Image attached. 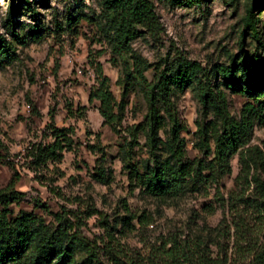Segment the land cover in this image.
I'll return each mask as SVG.
<instances>
[{
    "label": "rangeland",
    "instance_id": "1",
    "mask_svg": "<svg viewBox=\"0 0 264 264\" xmlns=\"http://www.w3.org/2000/svg\"><path fill=\"white\" fill-rule=\"evenodd\" d=\"M102 1L30 0L29 7L21 0H0V36L9 48L0 55V193L12 199L9 217L33 213L52 229L61 225L57 215L81 223L82 234L96 245L104 264L109 263L108 249L117 244L128 259L149 264L154 251L170 239L201 241L212 257L247 264L246 242L264 239V214L254 200L260 191L253 180L255 175L264 181V46L244 24L254 0H199L191 5L152 0L160 30L131 42L152 64L148 79L158 67L169 70L183 60L196 62L211 71L230 115L251 122L248 143L228 158L230 172L201 179L176 197L152 195L137 184L134 173L129 175L134 167L142 172L153 162L140 90L131 83L123 118L116 124L104 123L99 102H89L95 84L92 59L101 63L117 102L122 92L119 58L106 37ZM12 5L17 6L14 15ZM255 13L264 43V2ZM219 65L236 68L235 78L218 73ZM171 99L182 125L184 158L206 164L212 154L202 147L198 123H219L221 132L219 117L201 102L194 81L174 88ZM160 114L165 117L158 130L163 142L154 152L166 159L170 124L163 110ZM137 124L145 127L134 138L129 128ZM57 136L64 145L61 161L39 171L29 166L27 151L33 145L45 147ZM248 148L247 159L258 156L255 163L248 159L249 184L240 159ZM210 172L204 165L200 175ZM17 173L14 190L21 195L16 199L9 185ZM75 231L73 227L70 233ZM76 259L92 264L85 249H77Z\"/></svg>",
    "mask_w": 264,
    "mask_h": 264
},
{
    "label": "trees",
    "instance_id": "2",
    "mask_svg": "<svg viewBox=\"0 0 264 264\" xmlns=\"http://www.w3.org/2000/svg\"><path fill=\"white\" fill-rule=\"evenodd\" d=\"M29 7H32L30 0H21ZM193 4L199 0H180ZM264 0H254V3L247 9L244 17V24L250 28L254 38L264 46L261 41L256 26L257 14L255 10ZM102 8L106 20L105 33L110 43L112 51L118 56L121 68L119 83L122 85L120 101H116L109 86V78L103 73L100 62L91 60L92 69L95 76V84L92 85L89 102L94 100L99 102L98 111L104 123H120L124 108L128 104L131 93V83L135 85L146 103V126L149 132L148 144L151 148L153 162L148 161L142 172L135 167L129 172L134 177L137 184L143 186L145 190L156 196L176 197L183 193L190 185H196L201 179L220 178L230 172L228 158L239 147L248 143L250 138L251 122L249 118L235 120L227 108V100L224 92L214 84L211 71L202 67L196 62L183 60L177 63L172 69H155L153 78L150 80L146 72L152 67L143 57L137 54L131 47V42L141 36L144 32L150 34L158 33L160 21L156 14L152 0H103ZM35 12V10H32ZM17 12V6L12 5L11 14ZM9 52L6 40L0 36V55ZM218 73L235 78L236 68L219 65L216 66ZM197 85L198 94L204 105H210L220 119V132L218 124H199L198 129L202 137V147L206 149L207 155L211 159L204 164L198 161L184 158V152L179 138L182 125L171 99L174 88L183 89L190 82ZM163 110L170 124V139L165 143L170 152L169 157L161 159L154 151L158 149V144L162 143L158 137V130L165 123V117L161 116ZM142 124L131 126L129 131L134 138L137 132L142 129ZM128 128V127H127ZM214 143V147L211 146ZM64 145L60 136L47 146L33 145L27 151L26 159L29 166L35 170H42L52 162L56 164L61 161ZM241 152L240 159L247 167L244 179L249 184L248 174L250 163L258 161V156L247 159L245 151ZM209 158V156L207 157ZM210 169L207 176L200 175L202 166ZM102 175V169H98ZM200 179H196L197 177ZM103 176V175H102ZM19 173L12 179L9 189H12L13 198H19L20 192L14 190L16 182L19 180ZM253 180L257 183L260 196L256 200V207L259 214H264V181L254 175ZM194 188L192 187L191 190ZM5 194V195H4ZM10 199L6 193H0V203L4 205L0 208V264H21L27 261L30 264H79L76 259L77 249H85L89 254L92 264H104L100 259V254L96 245L81 232V223L74 224L67 221L63 216H59L61 225L56 229L50 228L38 219L33 213H25L22 217L10 218L12 212L8 208ZM134 218V216H131ZM140 223L146 221L140 219ZM76 227L74 233H70ZM201 242V241H200ZM200 242H189L187 240L170 239L164 242L154 251L153 259L149 264H226L227 257H212L207 250L202 248ZM170 244V246H167ZM245 255L249 258L247 264H264V239L261 242H246ZM108 249V264H138L135 259H128L127 253L117 244Z\"/></svg>",
    "mask_w": 264,
    "mask_h": 264
}]
</instances>
